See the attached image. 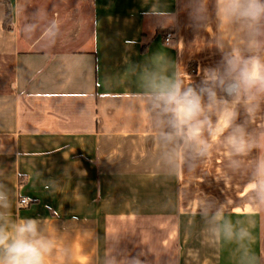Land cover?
Returning <instances> with one entry per match:
<instances>
[{
    "label": "crops",
    "instance_id": "obj_1",
    "mask_svg": "<svg viewBox=\"0 0 264 264\" xmlns=\"http://www.w3.org/2000/svg\"><path fill=\"white\" fill-rule=\"evenodd\" d=\"M9 1L10 29L0 4V185L9 217L41 218L54 239L47 264H264V210L252 212L249 192L264 157V102L253 116L239 108L237 122L262 144L239 167L212 138L207 158H182L171 174L175 161L134 96L152 75L186 71L198 83L217 64L219 34L235 37L214 0L200 26L189 15L197 0ZM161 4L177 13L174 27L147 20ZM51 19L60 24L53 45L41 38ZM26 22L38 26L31 36ZM223 220L249 227L251 243L222 240Z\"/></svg>",
    "mask_w": 264,
    "mask_h": 264
},
{
    "label": "clouds",
    "instance_id": "obj_2",
    "mask_svg": "<svg viewBox=\"0 0 264 264\" xmlns=\"http://www.w3.org/2000/svg\"><path fill=\"white\" fill-rule=\"evenodd\" d=\"M212 11L227 35L235 37L228 44L225 33L219 34L216 47L221 58L217 64L203 68L198 83L186 71L152 75L134 94L148 113L158 141L167 149L166 156L175 161L171 174L183 170L182 158H207L212 138L223 142L236 167L238 157L262 147L260 138L251 137L237 121L241 105L253 116L264 102V0H214ZM208 13V0H197L189 9L197 26L206 22ZM145 16L154 28L163 30L177 24V13L168 4L147 7ZM37 30L34 23L23 26L29 36ZM59 34V22L51 19L41 38L53 45ZM249 183L252 212L264 210V157L255 163ZM11 207L9 190L0 185V264H47L56 245L42 228L41 218L13 220L8 215ZM215 232L228 242L251 243L253 239L249 227L236 229L231 220H223Z\"/></svg>",
    "mask_w": 264,
    "mask_h": 264
},
{
    "label": "trees",
    "instance_id": "obj_3",
    "mask_svg": "<svg viewBox=\"0 0 264 264\" xmlns=\"http://www.w3.org/2000/svg\"><path fill=\"white\" fill-rule=\"evenodd\" d=\"M0 3L6 7L4 27L10 29L12 27V8L9 0H0ZM168 32L165 33L167 35ZM195 70V69H192Z\"/></svg>",
    "mask_w": 264,
    "mask_h": 264
},
{
    "label": "built area",
    "instance_id": "obj_4",
    "mask_svg": "<svg viewBox=\"0 0 264 264\" xmlns=\"http://www.w3.org/2000/svg\"><path fill=\"white\" fill-rule=\"evenodd\" d=\"M172 38H173V34L172 33H167V35H166V37H165V42L167 43V44H169L170 42H171V40H172ZM25 197H22L21 199H20V204L21 205H29L30 203H31V201L29 200V199H24Z\"/></svg>",
    "mask_w": 264,
    "mask_h": 264
},
{
    "label": "rangeland",
    "instance_id": "obj_5",
    "mask_svg": "<svg viewBox=\"0 0 264 264\" xmlns=\"http://www.w3.org/2000/svg\"><path fill=\"white\" fill-rule=\"evenodd\" d=\"M0 4H2V3H0ZM248 199H249V198H248ZM237 200L240 201V198H237Z\"/></svg>",
    "mask_w": 264,
    "mask_h": 264
}]
</instances>
